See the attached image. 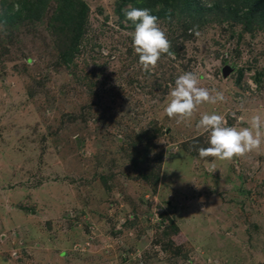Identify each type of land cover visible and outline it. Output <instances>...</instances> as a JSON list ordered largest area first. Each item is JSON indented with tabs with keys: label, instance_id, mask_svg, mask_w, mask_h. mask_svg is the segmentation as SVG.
Returning a JSON list of instances; mask_svg holds the SVG:
<instances>
[{
	"label": "rangeland",
	"instance_id": "374dc122",
	"mask_svg": "<svg viewBox=\"0 0 264 264\" xmlns=\"http://www.w3.org/2000/svg\"><path fill=\"white\" fill-rule=\"evenodd\" d=\"M72 1L86 7L72 54L67 0L0 18V264H264V143L201 158L197 127L264 116L263 21L158 17L172 55L144 71L120 0ZM185 72L225 99L178 122L164 110Z\"/></svg>",
	"mask_w": 264,
	"mask_h": 264
},
{
	"label": "clouds",
	"instance_id": "9594fccd",
	"mask_svg": "<svg viewBox=\"0 0 264 264\" xmlns=\"http://www.w3.org/2000/svg\"><path fill=\"white\" fill-rule=\"evenodd\" d=\"M202 4L208 8L213 6L212 0H202ZM14 7L19 10L20 5L16 4ZM125 16L135 25L133 47L144 71L153 70L163 55H172L171 42L151 9L129 6L125 9ZM196 34L199 35L198 32ZM169 95L170 100L164 111L170 119L177 118L178 122L191 119L204 103L215 105L225 99L222 92L201 86L200 79L194 72L179 75ZM197 127L210 134V146L199 149L201 158L211 156L231 160L234 157H244L264 143V116L261 114L252 115L248 127L237 128L227 126L221 114L203 113Z\"/></svg>",
	"mask_w": 264,
	"mask_h": 264
},
{
	"label": "trees",
	"instance_id": "16d2710c",
	"mask_svg": "<svg viewBox=\"0 0 264 264\" xmlns=\"http://www.w3.org/2000/svg\"><path fill=\"white\" fill-rule=\"evenodd\" d=\"M16 4L20 5L19 10L13 9L12 4H6L2 16L0 18L4 22H13L15 16L22 13H28V16H37L39 8L32 6L33 2L30 0H15ZM67 0V10H64L65 17L56 16L55 20L60 22L63 26L69 28L70 34L66 36V53L72 54L77 51L79 39L82 35V22L86 7L83 3L70 2ZM61 2V1H60ZM13 3V0L12 2ZM128 3L129 6L137 8H148L152 10V14L157 17L167 18L170 14L176 13L177 15H185L190 18L187 20L189 28L196 29L194 23L195 19H203L202 15L206 11L219 10L226 17L236 19L244 24L245 29H249L248 17H255L261 20V25L264 26V0H212L213 6L211 8L205 7L202 0H120L117 13L119 18L126 20L125 9L122 8L123 4ZM15 4V5H16ZM41 7V5H40ZM41 10V9H40ZM60 24L58 28L60 29ZM128 25L134 28L135 25L128 21ZM63 60H69L70 56L64 54ZM67 60V61H68Z\"/></svg>",
	"mask_w": 264,
	"mask_h": 264
},
{
	"label": "water",
	"instance_id": "95a60500",
	"mask_svg": "<svg viewBox=\"0 0 264 264\" xmlns=\"http://www.w3.org/2000/svg\"><path fill=\"white\" fill-rule=\"evenodd\" d=\"M230 69L231 68L227 65L222 66V68L220 70L222 77H225L230 72Z\"/></svg>",
	"mask_w": 264,
	"mask_h": 264
}]
</instances>
